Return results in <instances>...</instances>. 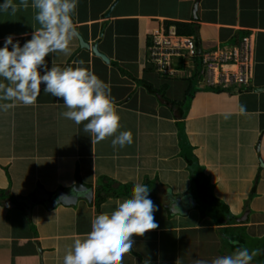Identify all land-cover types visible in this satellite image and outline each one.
Wrapping results in <instances>:
<instances>
[{"label": "crops", "instance_id": "obj_1", "mask_svg": "<svg viewBox=\"0 0 264 264\" xmlns=\"http://www.w3.org/2000/svg\"><path fill=\"white\" fill-rule=\"evenodd\" d=\"M115 1L79 0L74 18L79 35L89 44L98 39L104 25L98 49L108 64L87 50L72 57L78 49L76 39L70 54H50L45 60L49 68L82 67L105 82L119 115L116 134L131 131L132 143L114 149L112 137L97 142L83 124L61 117L66 110L62 99L44 93L43 83L34 103L0 111V191L5 193L0 202V264H63L73 241L84 238L94 218L127 198H117L119 187L135 183L148 186L157 209L153 214L157 228L133 236V248L121 264H195L196 260L211 264L217 256L232 253L235 243L257 250L252 262L264 264V90L257 91L264 88V0H118L110 16L103 18ZM14 2L19 5V0ZM34 14L31 6H18L14 14L0 13V47L9 34L21 46L31 39L39 27ZM166 22L198 25L203 50L229 48L249 36L251 86L203 89L191 60L183 64L190 82L164 79L147 68V38ZM110 62L129 64V74L162 91L163 98L123 77ZM172 101L180 105L174 107ZM198 168L202 170L198 177L208 180L212 195L233 216L230 227L243 232L221 233L213 219L200 215L192 180ZM77 182L93 190L90 204L79 199L75 206L50 211L35 205L28 217L15 201L39 188L52 194ZM97 192L106 197L98 209ZM7 201L15 207H3ZM50 216H66L72 220V230L62 233ZM226 248V253L220 252Z\"/></svg>", "mask_w": 264, "mask_h": 264}, {"label": "clouds", "instance_id": "obj_2", "mask_svg": "<svg viewBox=\"0 0 264 264\" xmlns=\"http://www.w3.org/2000/svg\"><path fill=\"white\" fill-rule=\"evenodd\" d=\"M78 2L30 0L29 3V0H19V5L14 0L0 2V13L14 14L18 6H31L35 10L34 20L39 25L22 46L14 34L3 40L0 47V111L17 103H34L43 83L44 93L62 99L66 109L60 113L62 118L83 124V130L97 142L112 137L114 149L117 145L124 148L132 143V133L123 130L116 134L120 128L119 115L108 85L82 67L49 68L45 60L50 54L71 53L70 45L78 36L74 22ZM156 210L148 186L135 183L128 198L118 200L111 212L98 214L84 238L73 241L70 251L63 257V264H121L123 255L133 248L132 237L157 228L153 215ZM256 255L257 250L237 248L230 254L217 256L211 264H252ZM195 264L208 262L196 260Z\"/></svg>", "mask_w": 264, "mask_h": 264}, {"label": "built area", "instance_id": "obj_3", "mask_svg": "<svg viewBox=\"0 0 264 264\" xmlns=\"http://www.w3.org/2000/svg\"><path fill=\"white\" fill-rule=\"evenodd\" d=\"M238 44L237 53H234L235 49L231 46L205 50L197 55L194 36L180 37L175 35L173 30L167 32L161 29L152 35L148 47V62L161 75L160 77L182 79L190 78L191 75L185 67L181 71L174 70L170 64L171 59L183 58L184 62L191 60L193 61L192 67L195 68L193 59L198 56L200 70L196 75L201 88L205 86L208 89H219L220 91L248 89L253 79V49L248 37H243L242 42Z\"/></svg>", "mask_w": 264, "mask_h": 264}, {"label": "trees", "instance_id": "obj_4", "mask_svg": "<svg viewBox=\"0 0 264 264\" xmlns=\"http://www.w3.org/2000/svg\"><path fill=\"white\" fill-rule=\"evenodd\" d=\"M198 27V25H195L193 23H181V22H166L164 23V29L167 31H170L171 28H174L175 35L177 36H184V37H190L194 36L195 34V28ZM248 37L249 36H245ZM150 38H147V45H145V66L147 68L151 67L152 65L148 62V47L150 46ZM144 47V46H143ZM199 57L196 56L193 60L195 62V71L196 74L198 75L199 70H200V64H199ZM171 67L174 70L181 71L183 68L184 60L183 58H172L171 59ZM110 65L114 68H116L119 73L124 77H128L132 81L136 83V85L143 87L148 93L153 94V95H159L161 98H163L162 91L156 90L152 87V85L144 80L137 79L132 77L129 74V64L124 63H115V62H110ZM158 76H161L157 74ZM165 79V76H162ZM180 80V79H178ZM182 81L190 82L191 80H186V79H181ZM240 90H245V89H240ZM220 91V90H218ZM155 95V96H156ZM171 104L174 107H177L180 105L178 102L172 101ZM202 174V170L198 168V170L195 172V177H192L193 183L196 186L195 187V193H194V199L197 204V208L199 209L200 215L201 216H208V218L213 219V224L216 226V228H219V232L225 233V231L230 232H243L242 228H233L230 227L233 223V216L229 213V210L227 209V206H225L223 203H221L214 195H212L208 180L205 177H202L200 179L198 175ZM131 189L132 187L129 185H122L119 187V191L117 194L118 197H129L131 195ZM4 192L0 191V202L3 200L4 197ZM13 199V197H12ZM106 200L105 196L99 195L98 192L96 193V197L94 198V204L95 207L98 209L99 206ZM96 209V210H97ZM243 242H245L243 240ZM243 245L235 243V245H231V248H233L232 251H234L237 248H241ZM228 249V248H226ZM225 249V250H226ZM223 249H220V252L222 253Z\"/></svg>", "mask_w": 264, "mask_h": 264}, {"label": "water", "instance_id": "obj_5", "mask_svg": "<svg viewBox=\"0 0 264 264\" xmlns=\"http://www.w3.org/2000/svg\"><path fill=\"white\" fill-rule=\"evenodd\" d=\"M118 0H116L107 10V12L103 15V18H108L114 8V6L117 4ZM197 3V2H196ZM194 3L193 5V19L196 20V7L197 4ZM104 33V25H102L101 30L98 35V39L94 41L93 43L89 44L88 42L84 41L82 36L79 35L76 37L77 43H78V49L73 53L72 57H74L76 54H78L81 50H87L92 53L95 57H98L101 59L104 63L108 64L109 59L106 55L101 53L98 49V43L100 38H102ZM195 38H196V44H197V55H200L202 52L201 49V43L199 41V34H198V28H195ZM264 90V88H258L257 91ZM260 165L263 166V164L260 161ZM79 199L85 200L87 203H91L93 200V190L91 188L83 186L80 182H77L75 185H72L68 190H57L52 194H48L43 188H39L36 191H34L30 196L20 199L16 198L15 201L22 205L24 212L26 215H30L31 209L35 205L42 206L45 210L50 211L56 208L57 206H75ZM189 200V199H188ZM191 205L195 204L191 199L189 200ZM3 207L8 208L9 206L15 207V204H12L11 202L7 201L4 202ZM169 212L173 214V209L171 207H168ZM182 212V211H181ZM180 212V213H181ZM178 214V213H176Z\"/></svg>", "mask_w": 264, "mask_h": 264}, {"label": "rangeland", "instance_id": "obj_6", "mask_svg": "<svg viewBox=\"0 0 264 264\" xmlns=\"http://www.w3.org/2000/svg\"><path fill=\"white\" fill-rule=\"evenodd\" d=\"M109 9V8H108ZM107 12V11H106ZM105 12V13H106ZM103 38H108L106 35L103 37ZM112 39V38H111ZM240 41H238L237 43H235L233 46H232V48L233 49H235L234 50V53H237V50L236 49H238L239 48V44L238 43H240V42H242V39H239ZM234 46H236V47H234ZM150 70H152V71H154L156 74H158L156 71H155V69L151 66L150 67ZM179 75V74H178ZM177 77V76H176ZM251 82H252V80H251ZM251 85H249L248 87H250ZM202 88L204 89V88H206L205 86H202ZM135 161H136V159L135 160H133V163H135ZM261 160H259V162H260ZM140 162H142V160L140 161ZM261 163H262V161H261ZM263 164V163H262ZM149 177L152 179L153 177H152V172L150 171V175H149ZM33 178H34V176H33ZM37 179H39L40 181L42 180V176L41 177H38ZM195 193V192H194ZM187 199V198H186ZM189 200H190V198H188ZM105 212H110V211H105ZM28 216V215H27ZM29 217V216H28ZM51 218H52V220L51 221H53L54 223H58L59 225H58V230H60L62 233H65V232H67V230H72V222H70L69 223V221H72V220H67V218H66V216L65 217H62V218H60V216L59 217H55V216H50ZM63 223V224H62ZM62 224V225H61ZM51 226H52V224H50ZM76 227V226H75ZM80 227H83L82 225H80ZM253 243H251V245H252ZM144 249H145V251H148V249H149V246H147L146 248L144 247ZM228 250L226 249V250H222V252H227ZM257 257L255 256L253 259H256ZM134 262H136V263H138V264H140V262H138V261H134ZM252 264H255V263H253L252 262Z\"/></svg>", "mask_w": 264, "mask_h": 264}, {"label": "bare ground", "instance_id": "obj_7", "mask_svg": "<svg viewBox=\"0 0 264 264\" xmlns=\"http://www.w3.org/2000/svg\"><path fill=\"white\" fill-rule=\"evenodd\" d=\"M197 51V50H196ZM215 90H219V89H215ZM232 90V89H231ZM231 90H223V91H231Z\"/></svg>", "mask_w": 264, "mask_h": 264}, {"label": "flooded vegetation", "instance_id": "obj_8", "mask_svg": "<svg viewBox=\"0 0 264 264\" xmlns=\"http://www.w3.org/2000/svg\"><path fill=\"white\" fill-rule=\"evenodd\" d=\"M182 79H186V80H187V79H189V78H187V77H184V78H182Z\"/></svg>", "mask_w": 264, "mask_h": 264}]
</instances>
